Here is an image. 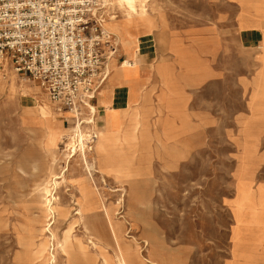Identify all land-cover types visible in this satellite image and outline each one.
I'll list each match as a JSON object with an SVG mask.
<instances>
[{
	"label": "rangeland",
	"instance_id": "rangeland-1",
	"mask_svg": "<svg viewBox=\"0 0 264 264\" xmlns=\"http://www.w3.org/2000/svg\"><path fill=\"white\" fill-rule=\"evenodd\" d=\"M106 2L120 52L130 5ZM165 4L133 0V21L162 14ZM201 6L211 9L206 0ZM230 54L219 58L226 72L189 76L181 101L176 81L177 99L142 108V127L108 132L101 151L93 139L97 112L77 119L57 112L36 82L7 70L0 81V264H227L235 218L259 216L264 205V47ZM44 104L65 131L56 156L47 149ZM84 153L89 163L98 157L92 174ZM47 182L52 218L33 194ZM109 207L114 232L101 216Z\"/></svg>",
	"mask_w": 264,
	"mask_h": 264
},
{
	"label": "crops",
	"instance_id": "crops-1",
	"mask_svg": "<svg viewBox=\"0 0 264 264\" xmlns=\"http://www.w3.org/2000/svg\"><path fill=\"white\" fill-rule=\"evenodd\" d=\"M171 1L162 14L128 26L135 41L122 44L120 52L131 65L124 67L116 60L94 102L107 134L133 129L142 108L168 107L170 99H177L172 91L176 81L181 101L191 87L189 76L219 77L226 72L220 66L221 54L264 47V0H206L211 9L205 13V0H173V8ZM261 210L250 219L235 218L227 264H264V205Z\"/></svg>",
	"mask_w": 264,
	"mask_h": 264
},
{
	"label": "built area",
	"instance_id": "built-area-1",
	"mask_svg": "<svg viewBox=\"0 0 264 264\" xmlns=\"http://www.w3.org/2000/svg\"><path fill=\"white\" fill-rule=\"evenodd\" d=\"M107 13L106 0H0V81L13 69L60 112L94 114L110 63L125 62Z\"/></svg>",
	"mask_w": 264,
	"mask_h": 264
},
{
	"label": "bare ground",
	"instance_id": "bare-ground-1",
	"mask_svg": "<svg viewBox=\"0 0 264 264\" xmlns=\"http://www.w3.org/2000/svg\"><path fill=\"white\" fill-rule=\"evenodd\" d=\"M127 1H128V4L130 5V11L128 9V13H126L125 16H126V21H127L128 25H131L134 22L133 21V15L134 14H138V11L133 6V0H127ZM142 14L146 15L145 11L142 12ZM116 17L117 16H115L113 18L116 19ZM105 28H107V31L109 33H111V31H110V29H109V27L107 25V22H105ZM120 39H121V41H122L123 44H125V43L132 44L135 41V39L133 38V36L129 32L126 33V37H124V38L120 37ZM130 65H131V63H130V60H128V59L122 64V66H124V67L130 66ZM7 67H10V64L8 62H7ZM21 80L23 82H28L27 79H23L22 78ZM10 82H11V86L12 87L14 86L13 89L17 87V83H16V78L15 77L11 76L10 77ZM23 95H25V94H23ZM26 95H27V93H26ZM52 105H53V107H55V109H56L57 112H60L59 108L56 105H54V104H52ZM39 108H40L39 114H40L41 118L42 119H45V120H48L49 123H51L50 126L48 127V130L49 131L47 132V139H48L47 140V149L49 150L50 153H52L54 156H56L55 152H56V150H57V148L59 146V140H60V142H62V137H63L65 131H64V129H62V126L57 121H56L57 123L54 121L55 119L53 120V117H52L53 116L52 115L53 112L51 111L50 107H48L47 105L44 104V105H39ZM96 110L97 109L95 107H93V113H96ZM69 114H72V112L69 113ZM139 117H140V115H136V120L134 122V126L135 127H133L134 133H136L138 131V129H140L142 127L141 126V123L139 122L140 121L139 120ZM53 121H54V123H53ZM100 125H101V127H100V130H99V134L98 135H95V139H96V142H95L96 143V150H98V151L107 149V146H108V143H109V138L106 135L107 134L106 127L104 126V124L101 121H100ZM80 136L81 137L83 136L82 133L80 134ZM88 137H90V136H88ZM80 143L82 145L84 144L82 141H80ZM73 150H76V148H72V152H73ZM80 150H82V148H80ZM83 151H85V145H84ZM82 156H84V157H82V160L84 162V165L86 166V169H88V171H90V173H91L92 170L95 169V166H96V162H97V158L98 157H96V154H95V156L93 158V161L91 163H89L87 161V159H86V157H87L86 156V153H84ZM70 160H69V162H70ZM54 176H56V175H54ZM54 182H55V184H57L56 183V179L54 180ZM50 188H51L50 187V182L37 184V185H35L33 187V194L44 203L45 208H46V211L49 213V215L52 218L53 217L52 216V214H53V210H52V204L53 203H52V200L54 201V196H52V191L50 190ZM110 209H111V207L107 208L105 214H102L101 216L104 217L106 219V221H108V223L110 224V227H111L112 231L114 232L113 227H112V219H111V210ZM138 262H139V264H144L141 261H138ZM122 263L123 264H127L125 260H122Z\"/></svg>",
	"mask_w": 264,
	"mask_h": 264
}]
</instances>
